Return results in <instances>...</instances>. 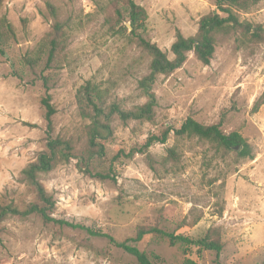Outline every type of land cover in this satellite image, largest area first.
Returning a JSON list of instances; mask_svg holds the SVG:
<instances>
[{"label":"rangeland","instance_id":"rangeland-1","mask_svg":"<svg viewBox=\"0 0 264 264\" xmlns=\"http://www.w3.org/2000/svg\"><path fill=\"white\" fill-rule=\"evenodd\" d=\"M133 1L146 11L138 32L169 59L176 33L194 35L199 19L216 10V0ZM119 3L3 0L0 16L14 37L0 53V206L24 210L37 200L21 170L46 149L41 99L49 94L55 109L51 135L72 147L69 160L38 175L54 200L53 218L100 229L118 242L140 227L156 226L193 239L209 234L223 245L219 253L199 251L170 245L156 233L129 241L155 264H264V0L237 11L241 21L261 26V39L227 28L215 34L208 65L189 52L179 68L156 74L149 89L153 117L123 120L113 114L110 134L96 139L103 146L99 154L89 146L91 121L81 114V88L90 85L105 110L111 104L131 110L148 99L141 80L150 73L151 57L133 40L121 7L117 18L113 5ZM56 20L66 43L47 63L41 44ZM187 117L219 123L226 134L238 132L249 153L175 135ZM167 128L164 143L144 147L149 136ZM0 264L139 263L104 237L45 223L37 214L10 213L0 221Z\"/></svg>","mask_w":264,"mask_h":264},{"label":"trees","instance_id":"trees-1","mask_svg":"<svg viewBox=\"0 0 264 264\" xmlns=\"http://www.w3.org/2000/svg\"><path fill=\"white\" fill-rule=\"evenodd\" d=\"M259 0H216V10L203 15L198 21L197 32L185 37L180 32L176 33V38L170 46V51L173 58L169 59L166 52L162 51L155 43L144 37L138 30L143 27L146 19L145 9L136 4L133 0H120L119 4H114L113 9L117 18L121 17L122 9L127 13L128 21L131 26V35L133 40L144 49L151 57L150 73L145 76L141 83L146 88L148 95L147 101L138 107L131 110H122L116 104H111L107 110L103 104L98 101L97 96L91 94L92 88L90 85H85L80 90L79 102L81 114L90 119L88 125L89 146L95 147V153H101L103 146L97 142V138L104 139L110 134V119L113 114L119 115L123 120L127 119H146L150 120L153 117L155 106V96L149 91L151 81L156 74L170 73L176 68H179L187 59V54L193 52L195 57L204 65H208L215 51V34L217 32L226 31L227 28L238 30L243 34L249 35L254 39H261V26L252 25L246 21H241L237 15V11H243L249 5L255 4ZM3 0H0V7ZM121 7V8H120ZM49 13L56 17L55 7L51 3H47ZM14 37V31L11 24L4 16H0V53H4V46L8 43L9 38ZM66 37L63 29V24L55 21L52 24L51 30L48 32L41 46L47 48V63H50L56 53L62 51L65 47ZM83 102V104H82ZM262 101H256L253 106V111H256ZM41 104L45 110L44 117L46 120V149L41 151L37 158L30 162L21 170L22 180L32 189L37 200L26 206L24 210H18L11 205L0 206V221L8 214H19L26 216L29 214H37L45 222H54L60 225H65L71 228L84 230L90 236L104 237L110 243L122 248L127 253L133 255L139 264H155L151 258L136 246L129 243L138 242L141 238L150 233L161 234L168 239L170 245L182 243L186 245H194L200 250H209L219 253L222 250V243L216 237L206 234L201 238H190L182 234H173L163 231L156 226L140 227L136 231V235L129 240L118 242L111 235L103 232L100 229H93L79 223L69 222L66 220H57L51 216V210L54 206V200L48 194L38 179V175L42 172L50 171L57 163L67 161L72 156V147L67 140L52 137V115L55 109L50 103V95L46 94L41 99ZM174 134L177 136L186 135L210 141L218 148L234 149L238 146L243 148L239 153L246 155L247 143L244 138L235 131L224 133L219 123L205 125L191 117H187L178 128L174 129ZM170 129H165L159 136L151 135L147 138L144 147H149L155 141L164 143ZM140 150V148H139ZM138 150V151H139ZM90 175H93L90 170H87ZM95 176L104 178L102 173L96 172ZM214 236V235H213Z\"/></svg>","mask_w":264,"mask_h":264},{"label":"water","instance_id":"water-1","mask_svg":"<svg viewBox=\"0 0 264 264\" xmlns=\"http://www.w3.org/2000/svg\"><path fill=\"white\" fill-rule=\"evenodd\" d=\"M238 149H239V147H238V146H236V147H235V150H238Z\"/></svg>","mask_w":264,"mask_h":264}]
</instances>
